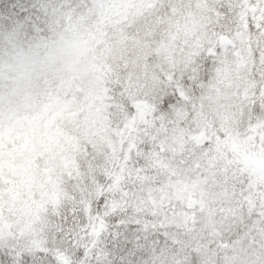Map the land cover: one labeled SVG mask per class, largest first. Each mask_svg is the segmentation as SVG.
<instances>
[{"label":"snow or ice","instance_id":"6c2138e0","mask_svg":"<svg viewBox=\"0 0 264 264\" xmlns=\"http://www.w3.org/2000/svg\"><path fill=\"white\" fill-rule=\"evenodd\" d=\"M0 264H264V0H0Z\"/></svg>","mask_w":264,"mask_h":264}]
</instances>
